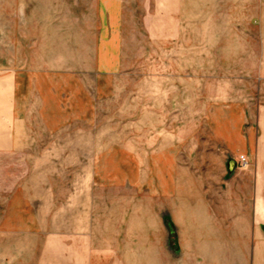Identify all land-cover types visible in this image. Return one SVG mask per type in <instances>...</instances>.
<instances>
[{"label": "rangeland", "instance_id": "1", "mask_svg": "<svg viewBox=\"0 0 264 264\" xmlns=\"http://www.w3.org/2000/svg\"><path fill=\"white\" fill-rule=\"evenodd\" d=\"M163 1L0 0L10 4L0 11V68L53 70L63 85L92 87L104 22L120 55L93 117L54 134L30 114L14 153L0 156V264H264V149L226 151L246 166H226L221 181L211 161L203 189L195 160L174 171V188H158L173 195L155 192L151 170L118 175L119 148L150 158L168 133L201 152L231 107L244 134L264 136V0H169L174 9L161 10ZM30 95L33 110L34 86ZM200 206L202 217L184 218Z\"/></svg>", "mask_w": 264, "mask_h": 264}, {"label": "crops", "instance_id": "2", "mask_svg": "<svg viewBox=\"0 0 264 264\" xmlns=\"http://www.w3.org/2000/svg\"><path fill=\"white\" fill-rule=\"evenodd\" d=\"M110 1L99 0V3L104 9H107L110 7ZM113 3L116 4L115 2ZM162 3L161 6H158L159 9H174L173 2L165 0ZM9 5V2L0 3V11ZM105 25L108 26L109 30L107 34H102L101 37V47L98 49L96 65L93 67L95 69L93 70L95 77L93 78L92 84L94 85L92 87L78 84V78L75 80L77 83L70 82L63 85L62 76L56 75L58 73L53 70H32L27 68L16 71L9 68H0V156L14 153L18 140L25 137L20 125L22 122H26L25 117L30 114L39 115L40 120L50 126L48 127L50 129L47 128L48 131L50 133L54 132V134L58 130L60 131L61 124L73 121L72 117L84 116L88 120L89 116L93 117L95 115V97L104 98L110 92L112 78L110 79L109 77L116 74L115 71L120 60L116 38L110 34V25L104 22L103 26ZM20 75L23 76L21 78V85L16 82V76ZM50 80H54V82L51 83ZM32 86L37 91L39 98L37 108L33 107V110L30 109L31 105L29 104L31 97L29 93ZM20 97H22V101L24 102L22 106L23 120L20 118ZM68 98H70V101ZM63 99H66L68 103L64 102ZM238 112V110L231 107L226 116L220 115L218 116L219 118L216 117L215 121L217 124L215 125L214 132L205 136L209 146L205 147L201 152L193 154V156H191V146L190 141H188L190 137L185 136L184 133L175 134L172 132L168 133L164 138L160 136L155 138L150 148V158L147 157L148 153L146 150L135 149L133 147L119 148L120 155L122 156H120L118 162V175L125 176L126 170H134L135 173L151 170V182L152 186L156 189L155 192L157 194L159 192H167V194L171 195L172 193L173 195L175 189L173 191H164V189L159 190L158 188L165 187L164 181H167V184L171 182L173 188L176 186L174 171L179 169L192 171L191 165L197 160L200 163L199 179L201 182H196V185L203 189L206 186L202 183V178H206V172L212 168L210 162L215 160L219 164L218 170L222 175L219 179L221 181L225 180L223 177L231 174L225 170L226 166L228 170L232 169V163L234 162L228 159L226 151H240L248 155L258 151L256 155L263 156V153L260 151L264 149V136H260V141H255L253 132L252 136L251 134H244L242 125L238 121L233 120V118L237 117ZM262 123L264 124V119H262ZM26 137L31 138V133L29 132ZM208 144H205V146ZM198 154L197 158L196 155ZM139 155L146 157L142 158L143 160H139L137 157ZM127 156H133V158L128 159ZM263 160L262 162H264ZM259 163L261 164V162ZM263 167H260V169H264ZM121 172H124V174L121 175ZM125 180L128 179L125 178ZM262 185L264 186V182H262ZM194 197L196 196L190 195V199L187 201L189 203H196L199 200V203H202V200H204L201 196L197 198L198 200ZM170 200L174 202L173 199ZM201 208L202 206L199 209ZM203 213L205 214L202 209L201 211L196 209L195 212L189 213L190 215H187L185 212L184 218L202 217ZM215 217L217 216L215 215Z\"/></svg>", "mask_w": 264, "mask_h": 264}, {"label": "built area", "instance_id": "3", "mask_svg": "<svg viewBox=\"0 0 264 264\" xmlns=\"http://www.w3.org/2000/svg\"><path fill=\"white\" fill-rule=\"evenodd\" d=\"M235 163L240 166H246L247 164V158L244 155H239L237 159L235 160Z\"/></svg>", "mask_w": 264, "mask_h": 264}, {"label": "water", "instance_id": "4", "mask_svg": "<svg viewBox=\"0 0 264 264\" xmlns=\"http://www.w3.org/2000/svg\"><path fill=\"white\" fill-rule=\"evenodd\" d=\"M232 166H234V162L232 163Z\"/></svg>", "mask_w": 264, "mask_h": 264}]
</instances>
